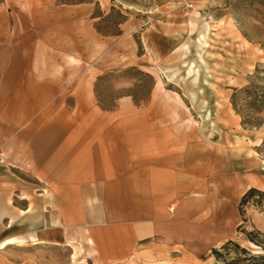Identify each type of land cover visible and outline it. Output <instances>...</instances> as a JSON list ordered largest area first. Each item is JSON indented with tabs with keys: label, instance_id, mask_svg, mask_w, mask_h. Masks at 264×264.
<instances>
[{
	"label": "crops",
	"instance_id": "crops-1",
	"mask_svg": "<svg viewBox=\"0 0 264 264\" xmlns=\"http://www.w3.org/2000/svg\"><path fill=\"white\" fill-rule=\"evenodd\" d=\"M23 7L0 4V234L67 249L68 264H213L228 240L216 239L217 192L238 174L228 167L236 177L222 181L214 160L200 163L198 131L154 120L157 80L142 104L97 99L98 76L131 67L154 76L147 69L162 72L164 53L142 47L128 10L114 30L101 26L115 0ZM155 31L152 21L140 33Z\"/></svg>",
	"mask_w": 264,
	"mask_h": 264
},
{
	"label": "rangeland",
	"instance_id": "rangeland-1",
	"mask_svg": "<svg viewBox=\"0 0 264 264\" xmlns=\"http://www.w3.org/2000/svg\"><path fill=\"white\" fill-rule=\"evenodd\" d=\"M1 3L11 14L23 7L25 0H0ZM115 3L117 9L101 21V26L114 30L122 15L120 10H128L139 24L136 35L142 47L144 41H150L165 58L161 62L162 72L145 68L155 74L153 79L138 69L103 74L100 79L98 76L97 99L109 105L116 103L119 96L132 94L145 103L157 80L151 104L159 116L154 120L173 130L198 131L200 163L207 165L214 160L217 176L226 172L219 176L224 182L236 177L227 174L228 167L238 174V180L227 185L229 191L217 192V241L228 238L252 254H264V246L256 245L248 237L253 232L264 243V198L257 203L259 196L255 195L242 212L239 209L240 199L249 186L264 191V0H115ZM152 21L158 31L150 33L148 39L142 37L140 31ZM222 165L226 168L220 169ZM202 171L201 187L206 189ZM218 186L220 183L216 182L210 187ZM205 195L201 192V199ZM12 237L20 236L0 234V256L5 255L10 261L68 264L67 249L34 246L32 241L21 242ZM224 253L229 259L237 254L244 256L233 245Z\"/></svg>",
	"mask_w": 264,
	"mask_h": 264
},
{
	"label": "trees",
	"instance_id": "trees-1",
	"mask_svg": "<svg viewBox=\"0 0 264 264\" xmlns=\"http://www.w3.org/2000/svg\"><path fill=\"white\" fill-rule=\"evenodd\" d=\"M131 69H138V68L137 67H131V68H128L127 70H131ZM138 70H140V69H138ZM140 72L149 75L153 79V76L151 74L144 72L142 70H140ZM106 74H114V73H106ZM98 78L100 79L101 76H99ZM95 90H96V88H95ZM133 98L137 104H142L136 99L135 96H133ZM99 103L102 106L107 107V108L108 107H114L116 105V103L105 105L100 100H99ZM255 195L259 196V200L256 201L258 203L264 198V191L261 190L260 188L256 187V186H252L242 195L240 202H239V209L241 212H242V208L248 202H250L252 197ZM256 233L261 234L260 232H256ZM248 237H249L250 241L255 243L256 245L264 246V243L262 241H260L258 238H256L253 235V232L249 233ZM231 245H233L238 250V253L243 254L244 256L241 257V256H238V254H237L236 256H232L229 259L225 255L224 251L228 250ZM212 253L215 257V262L213 264H241L242 262H245V261H249L246 264H264V254H252V252L249 249H247L245 247H241L240 244H238L237 242H235L233 240H227L220 247L213 248Z\"/></svg>",
	"mask_w": 264,
	"mask_h": 264
},
{
	"label": "built area",
	"instance_id": "built-area-1",
	"mask_svg": "<svg viewBox=\"0 0 264 264\" xmlns=\"http://www.w3.org/2000/svg\"><path fill=\"white\" fill-rule=\"evenodd\" d=\"M1 155H2V154L0 153V160H2Z\"/></svg>",
	"mask_w": 264,
	"mask_h": 264
},
{
	"label": "bare ground",
	"instance_id": "bare-ground-1",
	"mask_svg": "<svg viewBox=\"0 0 264 264\" xmlns=\"http://www.w3.org/2000/svg\"><path fill=\"white\" fill-rule=\"evenodd\" d=\"M19 243H21V242H19ZM9 245V244H8ZM14 245V244H13Z\"/></svg>",
	"mask_w": 264,
	"mask_h": 264
}]
</instances>
